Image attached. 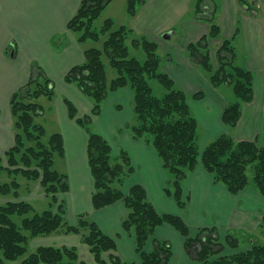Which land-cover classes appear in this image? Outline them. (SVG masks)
<instances>
[{
    "label": "trees",
    "instance_id": "obj_1",
    "mask_svg": "<svg viewBox=\"0 0 264 264\" xmlns=\"http://www.w3.org/2000/svg\"><path fill=\"white\" fill-rule=\"evenodd\" d=\"M111 1L82 0L67 25L70 32L78 35L79 43L99 42L107 34L103 40V50L94 47L84 50V63L73 67L64 77V82L74 84L92 102L90 114L79 119L74 105L68 100L64 101L68 117L88 134V164L94 181L91 198L93 209L100 210L118 201L124 203L128 213L122 222V229L134 232L140 264H170L171 247L167 242L154 240V248L150 252L144 250L156 228L164 224L172 226L186 238L187 251L195 243L200 244V250L195 249L194 259L201 264H264V244L257 243H253L247 251L210 259L224 251L214 229H201L194 238H189L184 221L178 216L158 214L142 186H132L127 194L120 190L123 180L134 172L129 157L124 151H120L116 158L112 157L111 146L100 134L91 131L89 125L92 118L101 113V104L106 96L125 86L133 91L135 119L129 125L131 135L135 139L146 138L153 146L163 168L172 177V191L166 188L164 193L173 197L179 207L184 206L182 182L199 162L212 175L215 184L224 185L233 195L241 193L248 186L246 171L252 166L254 187L264 197V148L251 141L235 143L221 136L199 154L197 119L189 111L186 94L158 70L161 58L155 43L144 37H136L127 26L115 25L111 19H106L99 30L94 28V22ZM136 1L139 0H127L129 17L136 15ZM203 2L195 0L193 9L199 8ZM209 12L208 34L190 43L187 51L209 73L213 85L229 81L235 101L224 110L222 121L233 128L241 114V103L253 99V76L234 64V49L228 40H224L217 51L216 56L221 63L212 73L207 38H218L220 27L215 20V10ZM195 13L197 10L194 9ZM140 48L145 55L141 59L138 57ZM103 53L107 55L108 65L117 72L110 82L106 77ZM223 54H226V60L222 58ZM155 81L162 86V94L154 92L150 83ZM52 88V82L41 67L34 64L26 85L10 99L14 143L5 152L4 158L0 157V195L19 199L23 187L29 192L30 184L38 182L49 198V206L47 210L35 212L32 205L25 201L0 205V264L15 261L19 264H77L78 255L74 248L39 247L28 251L30 239L49 236L56 231L80 235L97 263L104 262L102 255L105 252L116 251L115 241L86 215H79L76 225L71 226L65 220L62 200L57 210L53 211L60 195L69 189L67 175L54 167L55 157L64 155L63 140L58 132L46 139L44 127L35 124L36 117L42 112L37 100L41 96L51 99ZM2 177L4 180H1ZM260 227L264 232V218ZM227 234L226 244L237 249L239 236L232 232ZM216 248L219 249L215 251ZM110 260L112 264H134L122 262L116 256H111Z\"/></svg>",
    "mask_w": 264,
    "mask_h": 264
},
{
    "label": "crops",
    "instance_id": "obj_2",
    "mask_svg": "<svg viewBox=\"0 0 264 264\" xmlns=\"http://www.w3.org/2000/svg\"><path fill=\"white\" fill-rule=\"evenodd\" d=\"M81 1L0 0V157L4 158L5 152L14 143L11 96L26 85L31 77L32 66L36 64L53 84L52 105L56 106V103L61 102L63 104L59 113L54 106H49L47 112L42 111L41 115L46 114L48 120L53 121L52 133H60L63 140L64 155L58 157L57 163L54 160V167L56 163V170L66 174L68 178L69 189L61 195L66 222L74 226L78 216L84 214L115 241L116 251L105 252L102 255L104 262L101 264H111L110 257L113 255L122 262L140 264L134 232H125L122 229V222L128 213L124 203L118 201L100 210H94L92 207L94 181L88 164V134L75 120L68 117L64 103L68 100L74 105L79 119L88 116L92 109L90 99L74 84L63 80L73 67L84 63V50L93 48L90 43H79L78 35L67 29L68 22L78 11ZM191 1L193 0H145L138 7L134 17H129L125 7L124 19L115 23L127 26L136 37H145L155 42L161 54L168 56L162 61L163 68L168 67L170 76L188 94L204 89L203 85L209 86L204 72L187 51L190 43H195L208 31L203 21L195 19L194 11L189 13ZM206 6L216 8L219 13L221 38L231 37L235 26L240 28L237 40L232 46L237 65L253 75L254 100L259 102L257 106L248 108L247 113L249 117L257 111L260 116L264 103V2L207 0ZM168 31L173 32V39L162 38ZM102 39L104 40V37ZM218 41L217 39L211 43L213 49L219 45ZM107 66L110 67L106 61L105 70ZM106 74L110 82L114 75L110 73L111 76H108L107 70ZM212 92V97L221 98L217 91ZM132 96L128 87L110 92L102 104L108 102V112L115 115L104 118L103 106L101 113L91 120L95 132L111 146L112 157L116 158L120 151L126 152L134 169L119 186L120 190L127 194L132 186H142L148 201L158 214L178 216L184 221L189 238H194L201 229L215 228L220 238L229 232L241 236L239 242L246 243L247 238L255 237V241L251 240L247 246H243L245 251L250 249L251 244H259L256 236L258 232L264 233L260 227L264 218V197L253 186L233 195L224 185L215 184L212 175L198 164L182 183L183 207H179L173 197L165 195L164 189L172 191L170 175L163 168L153 146L144 138H133L130 132L129 125L134 121L131 114ZM121 97H125L124 100L130 104L126 114L122 113L123 105L118 102ZM189 102L193 103V112L200 124L203 122L204 127L212 128L214 120L218 119L215 112L221 113L223 104L218 101ZM199 104L203 105L204 110L197 108ZM262 121V124L259 122L261 128L264 127V119ZM15 201L18 200L9 199L2 204ZM19 201L39 203L48 202L49 198L37 183L32 187L30 185L29 193L21 194ZM153 240L170 245V264H201L188 254L185 249L186 238L173 227L164 224L156 228L154 235L145 245V252L154 248ZM39 247L74 248L79 262L100 264L89 247L83 243L80 235L58 231L49 236L29 240V250L34 251Z\"/></svg>",
    "mask_w": 264,
    "mask_h": 264
},
{
    "label": "rangeland",
    "instance_id": "obj_3",
    "mask_svg": "<svg viewBox=\"0 0 264 264\" xmlns=\"http://www.w3.org/2000/svg\"><path fill=\"white\" fill-rule=\"evenodd\" d=\"M126 1L127 0H112L105 7L103 12L99 16V18L94 22V28L96 30H99L101 28L102 24L104 23V21L106 20V18H111L112 21L114 22V24L118 23V22H121L124 19V15H125L124 9L127 6ZM144 1L145 0L136 1V8L138 9V7H140ZM194 1L195 0L191 1V3H190L189 7L191 9H189V13L193 12L194 9H195V11L197 10V14L195 13V15H194L195 19L199 20V21H203V23H205L207 25V27H208L207 28L208 29L207 33L205 35H203V36H206L208 34V32H209V24H208L207 21L211 19V14H210L209 11L215 10L216 8L215 9H211L210 7L206 6L207 0H204L203 4H201V6H199V8L195 7L193 9ZM263 2H264V0H260V3H263ZM215 20H216V23L220 27V33H219L220 35H219L218 38H215V39H210V37L207 38L208 48H209V55H210V59H211L210 63H211V67H212V73L216 72L217 69L220 67V63L221 62L217 58L216 54H217V51L219 50V48L221 47L223 41L224 40L231 41V46H232V43H234V41L237 40V36L240 33V28L238 26H235L234 32L231 35V37L227 38V37L223 36V38H221L222 28H221V24L219 22V13H217V10H215ZM168 32H170V31H168ZM172 34H173V32H172ZM106 36H107V34H106ZM106 36H104V39L106 38ZM171 38L173 39L174 36H171ZM145 39H147V38H145ZM217 39L219 40L217 42V44H219V45L215 46L214 49H213V46L211 45V43L213 41H216ZM149 41H151V40H149ZM151 42H153V41H151ZM87 43H90L91 47H94V48H99V49L103 48L102 47L103 39L100 40L99 42L87 41ZM153 43H155V42H153ZM156 50H157V52H158V54L160 55V58H161L160 67H159L158 70L160 72L166 74L172 80L174 86L177 89H180L181 91H183L179 87V85H177V82L170 76V74L168 72V70H169L168 67H167V69L163 68L164 63H162V61H165L168 56L166 57V56L162 55L161 54L162 52H161V50H159L157 45H156ZM102 55H103L104 63L107 61V63L109 64L107 55L104 54V53ZM144 56L145 55H144L143 51L140 48L138 57L141 59V58H144ZM222 58L224 60H226V58H227L226 54H223ZM233 62L236 65L238 63L237 59L235 57V51L234 50H233ZM225 64H227V63H225ZM197 65L204 72L205 78L207 79L206 81L209 83V86L208 85L206 86V85L202 84L204 89H199V91L197 90L196 92H194L192 94H188L185 91H183V92L186 94V96L188 98L187 105H188L189 111H191V114L197 119V123H198L197 145H198L199 154H201L203 152V150L209 144H211L213 141H215L216 139H218L221 136H225V137L231 139L235 143H238V142H241V141H251V142H254L258 147L264 148V127H262V128L259 127V122L262 124V122H263L262 119H264V103H263V111H262L260 116H259L257 111H255L254 113H251V115L249 117H248V113H247V109L248 108L255 107V106H257L259 104L258 101L254 100V92H255L254 84H253V99L250 102L241 103V114H240L239 120L237 121L236 125L233 128H230V127H228V125H226L222 121V114H223L224 110L230 105V103L235 101V97H234V94H233V91H232V87H231L230 84H228L229 81L228 82H221L220 84L215 86V85L212 84V82L209 79V73H206L202 69V67L200 66L199 63H197ZM237 66H239V65H237ZM241 68H243V67H241ZM243 69H245V68H243ZM106 70H107L108 76H111L110 73H113L114 78L117 76V74H116L117 72L114 69H112V68L107 66ZM248 72H250V71H248ZM106 77H107V74H106ZM253 81H254V79H253ZM150 84H151V86H152V88H153V90H154V92L156 94H162L163 88H162L161 85H159L156 81L155 82H151ZM52 87H53V84H52ZM126 87H128L132 91V89L129 86H125L123 88H126ZM212 91H217L221 98L218 99L217 97H212V95H213ZM114 92H116V91H114ZM132 95H133V91H132ZM194 95H197L198 97L194 98ZM263 95H264V93H263ZM124 99H125V97H121V98H119L118 102L122 103V105H123L122 113L126 114L127 110L129 111L127 106L130 105V104L127 101H125ZM50 101H52V100L48 99L46 96H41L39 98V100H37L38 104H40L43 107L42 111H45V112H47V108L49 106H51V107L54 106V105H52L54 102L52 101V103H50ZM189 101H193V102H196V103H201L203 101H208V102L209 101H211V102L218 101L220 104H223L221 106V108H220L221 113L215 112V115L218 114V116H217L218 119L214 120L213 123H215V124H214V126L212 128H210V126H208V127L205 126L204 127L202 121H201L202 124H200V122L198 120V117H196L195 113L193 112V103H191ZM107 103L108 102L104 103V105L102 104V106H101V108L104 106V110H103V114H102V115H104V118L105 117L108 118L110 116L113 117L115 115V114H110V112H108L107 107H106ZM206 104H207V102H205V105ZM62 106H63L62 102L59 103V104L56 103V106H54L53 108L55 110L57 109V112L59 113L60 107H62ZM132 106H133V98H132ZM207 107H209V105H207ZM197 108H199L201 111L204 110L202 104H199L197 106ZM114 111H116V110H114ZM131 114H132V117H134V113L132 111H131ZM47 117L48 116L46 114L44 116L40 115V116L36 117V122H35V124H40V125H42L44 127L46 139L49 138V136L52 134V130H53L52 129L53 128L52 127V122L53 121L48 120ZM131 124H132V122H131ZM89 126L92 128L93 132H95L96 129H94L93 123H91ZM141 139H143V138H141ZM144 139H146V138H144ZM57 161H58V158L55 157V162L57 163ZM56 163H55V167L58 168V165ZM198 164H201V163L199 162ZM246 176H247L248 182H249L248 186H246V188L247 187L249 188V186L250 187L253 186V188H255L254 184H253L254 168L252 166H249L247 168ZM186 178H187V176H186ZM171 179H172V177L170 176V180ZM1 180H4V177H2ZM184 180H183V182H184ZM37 183L38 182H32L30 185L32 187L33 185H35ZM39 186H40V184H39ZM20 191H21V193H19V194H26L27 193V190H26L25 187H23L22 190H20ZM60 197L61 198L58 199L57 203L53 206V208H54L53 211L57 210V207L59 206V201L62 200V196L61 195H60ZM0 198L2 199V200H0V201H2L0 205H2V203L4 201L9 200L11 197H4V196L0 195ZM186 198H187V196H186ZM15 200L19 201V199H15ZM182 202L184 203V201H183V191H182ZM47 203L48 202H43V201H40L39 203H37V202L34 201L33 203H30V204L32 205V207H33L35 212H42L45 209L47 210V208H48ZM16 219L18 220V218H16ZM214 230H215V228H214ZM56 232H54V233H56ZM54 233H52V234H54ZM216 234H217V231H216ZM227 235L228 234H226L225 236H222V238H220L218 234L216 235L217 239H219V243H221L223 245L224 251L223 252H219L217 255H214V256L210 257V259H215V258L217 259L219 257L231 256V255H234V254L240 252V250H242V252H244L245 250L243 248L245 246H247L249 244V242H251V240L255 241V237H249V238H247L248 240H246V243L244 241H240L239 242V238H242L240 236V237H238V248L237 249H232L226 244ZM256 237L258 239V243L259 244H264V233H259L258 232ZM202 238H205V237L202 236ZM153 242H154V240H153ZM256 242H257V240H256ZM199 247H200V244L195 243L193 245L192 249L187 251L188 254H190L192 256L193 259H194V256H195V249L200 250ZM28 248H29V242H28ZM218 249L219 248H216L215 251H217ZM28 251L32 252L31 250H28ZM30 252H28V253H30ZM15 262H18V261H15ZM12 263H14V262H12ZM82 263L83 262H79V261L77 262V264H82ZM110 263H111V260H110ZM18 264H19V262H18Z\"/></svg>",
    "mask_w": 264,
    "mask_h": 264
},
{
    "label": "water",
    "instance_id": "obj_4",
    "mask_svg": "<svg viewBox=\"0 0 264 264\" xmlns=\"http://www.w3.org/2000/svg\"><path fill=\"white\" fill-rule=\"evenodd\" d=\"M171 35H172V32L170 31V32H166V33H164L163 35H162V38H164V39H169L170 37H171Z\"/></svg>",
    "mask_w": 264,
    "mask_h": 264
},
{
    "label": "flooded vegetation",
    "instance_id": "obj_5",
    "mask_svg": "<svg viewBox=\"0 0 264 264\" xmlns=\"http://www.w3.org/2000/svg\"><path fill=\"white\" fill-rule=\"evenodd\" d=\"M249 2L251 3V2H252V0H249Z\"/></svg>",
    "mask_w": 264,
    "mask_h": 264
}]
</instances>
